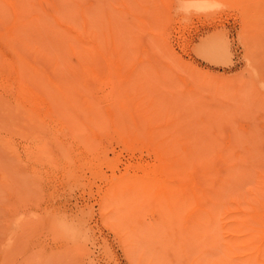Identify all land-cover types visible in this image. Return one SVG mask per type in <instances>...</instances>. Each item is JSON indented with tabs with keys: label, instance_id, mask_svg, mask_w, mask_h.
I'll return each mask as SVG.
<instances>
[{
	"label": "rangeland",
	"instance_id": "1",
	"mask_svg": "<svg viewBox=\"0 0 264 264\" xmlns=\"http://www.w3.org/2000/svg\"><path fill=\"white\" fill-rule=\"evenodd\" d=\"M11 1H15L23 13L26 12L24 16L28 17V19L26 18L25 22L30 24H25L33 26L27 28V30L30 28L28 35H30L31 39H35L36 42L37 38H41L42 45L46 44L43 46L47 49V53L49 51V57H52L54 52L57 55L61 48H58L59 51L56 53L54 51L55 48L53 50L56 42L52 40L58 38H55V35L57 31H60L58 30L59 28L56 30L54 28L56 25L51 23L52 20L43 15L40 16L43 18L41 24H44V27L46 24V28L51 25L53 26L50 27L52 29L48 30L45 28V30L43 27L42 29L39 21L36 22V26L33 25L35 23L33 16L42 13V11L39 12L38 1L28 0L27 3L25 0L23 4H20L22 0ZM64 1L68 3L67 0H57V4L61 15L65 19L68 17V20L78 21L79 18L82 19L84 14L87 17L86 12H90V15L94 16L95 22L99 21L98 24L101 27L103 26L102 30L99 25L92 23L94 20L91 21V26L93 24L99 29L98 31L101 34L99 41H102V45H108L109 41L112 43L110 34L108 39L107 33L110 31V25H113L114 28H111L115 29L113 32L117 46L115 48L118 54H113L114 58L108 55L111 54L110 52L114 48L113 44H110L109 48L111 50L109 53L106 52V58L112 57L109 58L111 59L109 61L110 64L103 59L101 60V58L98 59L101 62L97 60L95 64H93L95 61H91V57V62L87 61L96 66V71L99 69L103 71L101 72L102 79L100 78L103 83L100 81L93 82L92 80L88 83L83 78V73H80L81 69L78 68L80 70H77L79 77L75 74L77 78H74L76 81L81 78L84 79L83 81L82 79L80 80L83 82L80 89L82 90L86 87L87 91H91L88 92L90 94L89 97H86L87 92L82 90L85 96H79L81 99L77 100V98V101L73 98L75 95L72 94V104L74 106L71 104L72 100L70 99L71 94L69 91L75 88H72V84L65 83L73 75H70L71 73L68 71L71 76L68 77L69 75L63 70L64 66L60 67V62L59 65L52 62L56 68L59 67V70L57 69L56 71L57 76H59L58 72L63 75L62 78V75L58 77V80L61 78L63 82L64 79H67L64 82L66 85L63 84L66 88L63 87L61 79L59 80L62 87H59L60 95L58 96L61 99L63 94H70V96L66 95L68 99H66V96L65 99H70L69 102L73 107H71V110L73 109L72 115L68 109L69 107L67 108L68 105L65 103L64 96L62 97L64 101H60L66 104L63 107L68 109L69 113L65 111L66 109L64 110L65 112L62 111V108L57 104L56 106L59 108L56 106L55 108L60 109L62 112H56L49 105L50 101L47 103L41 99L47 97L50 100L49 95L44 96L46 93L45 89L41 90L42 93H40L41 86L39 87L37 84L34 87L30 83V77L25 76L24 79L20 78L19 80L16 76V78L13 75V77L9 76L5 72L6 69L1 71L0 68V264H186V262L192 264L189 260L191 258L198 260L197 257L200 260L195 263V260L192 259L194 260L193 264H199L200 261H203L200 264H205V256L215 260L212 257L217 255L226 260L221 262V264L226 262H229V264L255 262V259L253 260L254 257L248 255V253L253 254L255 251H236L237 253L230 254H227L226 251H216L213 242L218 237H221V234L219 235V221L216 219L219 231L217 233L215 226L209 225V223H212L209 222L210 219H203L204 225L197 220V217L194 220L192 218L191 221L189 220L188 216L190 214H198L196 211L198 210V204L197 206L195 205L199 201H195V205L194 202L192 203V206L196 207V210L194 209L195 213L182 214L180 211H183L182 206L186 205L184 203L185 198L189 199L188 197L193 193L192 199L195 200L194 198H196L198 200L197 198L199 195L201 196V191L199 195L196 193L203 186L199 184L204 183L202 179L208 177L205 174H209L211 170L213 172L210 174L215 175L217 173V177L211 175L214 178L212 182L217 185L215 186L213 183L217 190L213 186V189L210 188L212 190L209 187L207 188V182L204 185L207 189L205 188V192L202 190L205 193L202 196H204L205 200H208L206 204L208 202L211 204L210 206L208 205L209 210L213 209L214 213L215 208H217L216 211L217 213L219 212V207L213 205L217 201L226 207H230V203L227 202V205V200L222 199L225 191L223 192L220 187L222 181H220L219 177L226 173L228 174L223 164L224 162L228 165L234 164L235 168L232 172L235 175L233 179H230L231 173H229L230 176L226 174L229 181H227L228 178H225L223 182L230 189H227L228 192L226 191L225 199L229 197L237 198L238 203L232 206L233 210L237 211L240 208L243 212L253 216L259 214L258 221L253 216L248 218L247 226L254 228V230L256 229L255 232L258 233L251 246L252 250L260 244V235L263 234L262 230L264 229V208L261 204L264 199V0H86L88 3L85 0H75L76 2L74 3L77 8L71 6V1H69V5ZM83 5H85L84 8L86 7L85 11L89 5L94 6L90 7L91 10L88 9L89 11L83 13V8L82 12L81 9L79 10V6L81 8ZM101 9L106 15L100 11ZM80 13L81 15H78ZM107 14L112 16V18L108 17ZM24 16L21 14L19 20L16 21L15 17L17 19V16L0 1V32L4 33L3 29H5L6 33L8 30L5 25L9 29L11 26L8 24H11L12 20L18 22L22 27ZM97 17L99 20H96ZM106 19L108 23H106ZM14 21L12 25L16 24ZM111 21L112 24L110 23ZM24 25L23 29H25ZM96 28L92 30L94 31ZM17 29L20 30V28ZM17 29L15 31L18 32L19 30ZM38 30H41L42 32L40 33L42 34L35 36ZM100 30H104L103 32L106 34ZM22 33H18V37H22ZM59 34L62 35V31ZM3 35L0 34V37ZM6 36L11 37L12 40L15 36L17 37V35L12 37L9 34ZM34 36L35 38H33ZM9 37H7V40ZM18 37L17 40L20 39ZM15 39L14 41H17ZM68 39L72 40L69 37ZM7 40L4 42L3 39L1 42L4 43H0V61L3 59L1 63L11 64L12 62L11 66H13L5 65L7 72L11 71V69L12 71L18 70V67L15 69V65H13L17 59L13 60V58L18 57L14 55L16 52L19 53V56L24 54L28 60L30 59L32 66V62L36 61V63L33 62L36 69V66L41 61L43 63L47 62L48 65L51 64V61L38 57L39 54L35 56L38 58H31L30 55L35 53L34 49L27 48L23 44L24 49L21 46V51L12 52L11 49H18L22 42L20 41V45L18 41L16 43L13 42L16 47L8 49L9 46H4ZM106 41L108 42L106 43ZM38 44L36 43L35 46ZM77 45L79 46V43L75 44V46ZM48 46L50 50H48ZM83 47L80 44L79 49L77 48L78 52L82 56L85 54V57H93V53H95L92 51L93 49L90 48L91 52H89V50L84 51ZM86 48L84 49L86 50ZM30 51L34 52L31 53ZM50 51L53 52L51 53ZM2 55L5 56V59H10L11 61H6ZM56 55L54 57L59 56V54ZM67 58L69 57L67 56ZM67 58L63 59L67 60ZM120 60L121 63L118 62ZM102 61H104V64ZM43 63H41L42 67L40 64L39 70L42 69V72L46 70L44 76L47 74L49 80L47 76L44 77L37 70L40 72L41 77L45 78V84L47 85L52 79H55L49 85L50 87L52 83H55L54 86L57 85L56 77L53 75L55 70L53 72L51 70L48 71ZM93 65H90V67ZM107 65L110 68L112 66L114 69L115 75L110 77L111 83H108V73L112 69ZM53 68L51 69L53 70ZM61 71L67 75V78L64 77L65 75ZM3 73H6L7 76ZM27 78L30 80L29 85L34 88L37 87L39 91V93L36 92L37 97L31 96L32 86L29 89V86L26 85L29 90L26 89L24 83L26 81L28 83ZM71 80L72 82L69 83L76 84L73 79ZM41 81L35 80L34 85ZM17 83H19L18 86L20 85L23 88L22 90L17 86ZM60 84L58 83L56 87L58 88ZM77 84L76 86L79 88L80 83ZM127 85L129 88L131 85L132 89H127ZM67 86L71 87V89H67ZM43 87L46 88L45 86ZM34 88L33 92L35 93L37 90ZM57 88L53 89L54 91L52 92L54 94L58 92ZM77 88L76 90H78ZM50 89L48 92L50 91L51 93ZM61 90L63 92L62 95ZM53 95L50 94L52 105L55 104V102L53 104ZM127 95L128 97L131 96L130 104L124 99V97L127 98ZM39 96L41 97L39 98ZM90 96L93 97V100L95 98L94 105L96 104L97 106L92 107L94 105L90 104L89 107L91 106V108H89L86 107L87 104L82 103L88 99L92 103ZM120 96L121 98H119ZM35 98H37L36 101ZM26 99H28V102ZM55 99H58V97ZM37 101L40 103L39 106H37ZM74 101L76 104L79 102L78 108L75 107ZM62 102L59 105H62ZM25 103H28V105ZM124 103L128 106L126 107ZM82 104L85 106H82ZM43 106L48 108L46 109ZM51 107L53 110H50ZM42 108L45 110H42ZM54 113H57L58 116L54 115ZM61 113L62 115H60ZM89 113L91 114L89 115ZM67 119L69 120L67 121ZM43 141L45 143H42ZM173 141L176 142L174 148L176 152L174 153L173 151V153H177V155L173 156V154H170L168 157V152H172L173 149V146L170 147L174 143ZM43 145L44 150L41 148ZM84 145L86 148H84ZM213 147L217 152L216 155L219 156L218 158L217 156L216 158L215 156L213 157V154H211L214 153ZM163 151L167 152L164 153ZM203 151L207 157L204 156ZM184 152L187 158L191 156L192 158L193 156L197 158V153H201L204 156L202 157L199 154L198 157L201 156L202 159L201 157L197 158V164L192 162L196 166L198 161L203 160L201 161L202 165L201 162L199 163L201 165L198 167L199 169L191 164L192 168L194 167L193 173L190 174L191 172H189L188 174L189 169L186 166L185 169H188V175L186 177L181 175V177H185V180L182 181V186L187 178L191 180V189L192 186L194 187L193 189H195L196 185L200 186L199 188L197 186V191L193 190V192L189 187L185 186L188 183L186 181L184 184L185 188H189L190 191L187 189L188 192H193L188 195L185 194L187 197L183 195L186 189L183 187V190H180L181 188H179L181 187L180 180H175L173 177L176 169L172 170L174 174L171 173L172 167H179V157H182L181 154ZM187 154L190 155L188 156ZM172 156L177 159V167L171 165V161L176 162L174 158L171 160ZM209 156L213 157L211 159L214 160L215 158L217 160L214 162L215 165L214 163L212 164L214 170L211 169L209 173H206L208 168L203 170L207 167L206 165L208 164V167L212 166ZM223 158H225L224 161H221ZM204 161H207L206 164H204ZM227 161L233 163L229 164ZM183 162L180 164H183ZM169 165H171L170 169ZM202 167L203 169L200 170ZM168 170H170V174H168ZM220 170L226 172L221 176L222 172ZM185 172L183 173L185 174ZM175 177L177 178L178 176ZM181 177L179 176L178 179L182 180ZM215 178L219 181H216ZM204 179L209 181L207 178ZM212 182H210V185H212ZM172 183L175 185L173 186ZM228 183L232 184V186H229ZM188 184L190 185V181ZM168 185L170 187L172 185L182 191L181 193L173 187L170 188V191L174 189L172 192L178 191L180 193L177 192L176 196L179 197L182 194L183 196L181 195L180 197H184V200L180 198L182 201H178L179 198L177 199L174 196L175 194L172 193V198L167 203L168 199L166 200L165 198L171 193L166 191L168 190ZM153 187H156V190ZM165 188L166 190L164 191ZM219 188H221L220 191ZM208 189L213 195L215 193L216 197L214 196V198L216 200H213L212 196L208 194ZM166 192L169 193L165 196ZM219 192L220 195L218 194ZM227 193H229V196ZM202 196L199 200H202ZM221 199L225 201H223L225 204L222 203ZM228 200L230 201L231 199ZM177 202L179 206L181 202L184 204L181 208H178V210L180 209L179 214L176 212L178 211L176 208L178 206ZM200 202L202 204L203 200ZM219 203L218 205L222 207ZM190 205H187V207ZM202 205L198 207H202ZM205 207L204 202L201 209H207ZM183 208L185 211V207ZM201 209L199 208V214L202 212ZM190 210L191 208L187 211L190 212ZM194 210L192 209L191 211ZM174 212L177 213L175 218L170 217V214L173 216ZM180 213L182 216L185 214L184 216L188 217L189 223L194 226L195 223L193 221H197L199 223H196L197 227L202 228L201 234L205 231L208 236L212 230V233L215 234V239L210 237L202 241L203 238L200 237L202 239L199 242L204 244L212 241L214 247L210 246V249L215 251L208 249L209 247H206L208 251H197L196 245H199V243L197 241L194 242L192 234L191 237L188 233L190 231L199 232V230L198 228L195 229L193 225H189L188 222V225L185 224V226L183 221L187 220H184V218L181 221L180 217H178L179 219L177 220L176 215L180 216ZM203 213L207 212L203 211ZM196 216H198V219L201 218L199 215ZM238 218L240 220L241 216H238ZM173 219L182 223L171 222ZM172 223L175 225L177 223L178 225L175 227ZM168 225L175 229L173 228V230ZM180 225L181 227L183 226L182 228L188 227L187 232L190 227V231L187 233L186 229L181 227L180 229L178 227ZM167 228L170 231L167 232ZM206 228H212L210 234ZM184 231L190 236L188 238L192 239V245L190 244L191 241H187V234ZM187 242L189 247L185 246ZM205 246H207V243ZM205 246L202 247L205 248ZM186 247L189 249L185 252ZM187 253L191 255H187L188 261ZM257 256L261 257V255ZM259 257L256 259L259 260ZM206 261L211 263L210 259L209 261L206 259Z\"/></svg>",
	"mask_w": 264,
	"mask_h": 264
},
{
	"label": "bare ground",
	"instance_id": "2",
	"mask_svg": "<svg viewBox=\"0 0 264 264\" xmlns=\"http://www.w3.org/2000/svg\"><path fill=\"white\" fill-rule=\"evenodd\" d=\"M0 1H2L6 6H8V8H10V9L12 10V13H14V15L17 16V19H16V17H15V20H16V21L19 20V17H20L21 14H22V16L26 15V12L23 13V12L21 11V8L18 6V4H17L15 1H14L15 3H14L13 1H11V0H0ZM24 1H25V0H22V3H20V4L25 3ZM26 1H27V3H28V0H26ZM37 1H38V5H39L38 8H39V10H40L39 12L42 11V13H39V12H38L40 15H39V14H37V15H39V16H37L36 14H35V16H33V17L35 18V19H34V20H35V23H33V25L36 26V22L39 21V22H40V23L38 22L39 25H42V26H40V27H41V28L43 27L44 29L46 28V24H45V27H44V24H41V22L43 21V18L40 17V16H42V15L48 17L49 19H51V20L53 21V22H52V21L50 20L52 24L54 23V24L56 25L54 28H55L56 30H57V28H59L58 30H60V31H57V32H56V35H55V38H57V37H58V38H57L56 40H52L53 42H56V43H55V47L53 46V50H54V48H55L54 51H56V53H57V51H59L58 48H59V49H60V48L63 49L64 51L60 49V52H58L59 56H61V55H62V56L59 57V56H57L58 54L56 55V54H54L55 52L52 53L53 51H52V52L50 51V52L53 54V56H52V57L50 56V57H51V58H50L49 55H48V54H49V51H48V53H47V49L44 47L46 44H45V45L43 44L44 46L42 45L43 42H41V41H42L41 38H37L38 40H37L36 42H35V39H33V40L31 39L30 35H28V34L30 33V32H28V31H30V28H29L28 30H27V28H28V27H33V26H30V25L28 26V25L25 24V23L30 24V23H28V22H25V21H26L25 19H26V18L28 19V17H25V16L23 17V20H24V21L22 22V23H24L25 25L22 24V27H21V25L18 24V22H15L14 20H12V22L14 21V23H16V24L12 25V22H11V24H8V25L11 26V27H9V29H8V26L5 25V26H6L5 28L8 30V31L6 30V31H7L6 33L9 34L10 36H12V34L14 33L13 36L17 35V37H18L19 34L22 33V30H23V33H22L23 36H22V37H18V38H20L19 40H17V37H16V36H15L16 39L14 38L15 40H17V41L19 42V43H18L19 45H20V41L22 42L21 45H20L19 47L17 46L18 49H17V48H13V47H16L15 44H13V42L16 43L17 41H14V39L12 40L11 37L6 36L7 34L5 33V29H3V32H4L5 34H4V33H1L2 31L0 32V34H1V35L4 34L6 39L4 38V35H3V36L0 37V40H1V38H2L1 41H3V39H4V42H6L7 37H9L8 40H7V43H6V44H9V45L4 44V46H6V47L9 46L8 49H11L10 47H12V48H13V49H11L12 52H13V51L16 52V51H18V50L21 51L22 49H20V47H21L22 44H23V46H25V47H27V48H30V49L33 48V49H34V51H35L36 54L33 53L34 51H30L31 53H33V55H32L30 52H28L29 54L32 55V56L30 55L31 58H33V57H34V58L42 57V59H44V60H49V61H51V64H49V65H48L47 62H46V63H43V62L41 61V62L39 63V65L36 66V67H37V69L39 70V68H40V67H39L40 64L43 63L44 66L46 65L48 71L51 70V71L53 72V71L55 70V71L53 72V75H54V77H56V80H57V81H56V84H57V85H58V83L60 84V81H59V80L63 77V75H62L60 72H58V73H59V76H57L58 74H57L56 71H57V69L59 70V67L57 66L58 68H56V67L54 66L55 64L53 65L52 62H54V63H56V64L58 63L57 65H59V64L61 63V64H60V65H61L60 67L64 66V67H63V70L66 71V74L69 75V73H71L70 75H73V77H71L70 75H69L68 77H71V79H73V80L75 81L76 84H77V83H80V84H79V88H77L78 86H76V84H74V85H75V86H74L73 83H69V82H72L71 79H69L68 81H67V79H64L63 82H62V79H61V83H62V85H63V84H64V85H66V84H72V85H71L72 88H75L74 90L72 89V91H71V90H70L71 87L67 86V89L70 88L69 90H70L71 92L69 91V93L71 94V96H70V94H67V93H66V94H63V92H62V90H61V95L63 94L62 97L64 96V97H63L64 99H65V96H66V95L70 96V99L72 100L71 104L73 103V98H74L75 100H76L77 98H78L77 100L81 99L80 97H81L82 95H84V92H83L82 90H85V92H87V94H88V95L86 94V97H87V96L89 97L90 94H89L88 92L91 91V90H88V91H87V90L85 89L86 87L83 88V89L81 90L80 88H81V84H82L83 82H81L80 80L82 79V81H83V80L85 79V80H87L88 83H89V81H91V80H92L93 82H94V81H100V78L102 79V77H101V75H102L101 72H103V71H100V69L96 71V66L93 65V64L97 63L96 61H97L98 59H100V58H101V60L103 59V60H105V62L107 61V63H109V61H111V59H109V58H112V57L114 58L115 56H113V54H114V55L118 54L117 49H116L117 46H116V43H115V42H116V39H115V35H114V32H113L115 29H113V28H114L113 25H110L111 27H113V28L110 27V31H109L110 33H109L108 30H107V32H108V33H107V34H108V39H109V34H110V37H111L110 40H112V43H110L111 41L108 40V41H109V43H108L109 46L106 45V44H105V45H106V46H105V45H102V43H101L102 41H101V42L99 41V38L101 37V36H100L101 34H100V32L98 31L99 29H97L96 26H93V24H94V25L97 24V25H99V26L101 27V25L98 24L99 21H98V22H95L94 16L92 17V16L90 15V12H89V13L86 12V11L91 10L92 6H94V5H91V6L89 5V7H87V10H86V11H85V8H86V7L84 8L85 5H83V7L81 6V8H80V6H79V10L81 9V12H82V8H83V13L86 12L87 17H85L86 15L84 14L83 17H82V19H81V18H79V19L77 18L78 21H74V20L71 21V20H68V17H67V19H65V18L61 15V13H60V8H59V6H58V4H57V0H37ZM67 1H68V3H69V1H71V2H72L71 6H74L75 8H77V7H76V4L74 3V2H76L75 0H67ZM80 1H81V0H80ZM80 1H79V2H80ZM85 1H86V0H85ZM104 1H105V0H104ZM64 2H65V1H64ZM79 2H77V3L79 4ZM86 2H87V1H86ZM65 3H67V2H65ZM68 3H67V4H68ZM73 3H74V4H73ZM87 3H88V2H87ZM30 4H31V2H30ZM69 4H70V3H69ZM69 4H68V5H69ZM80 4H83V3H80ZM100 4H101V3H100ZM20 6H23V5H20ZM32 6H33V4H32ZM77 6H78V5H77ZM103 6H104V5H103ZM90 7H91V8H90ZM95 7H96V6H95ZM95 7H94V9H95ZM104 7H105V6H104ZM101 8H102V7H101ZM88 9H89V10H88ZM99 9H100V7H99ZM103 9H104V8H103ZM105 9H106V8H105ZM33 10H34V9H33ZM68 10H70V9H68ZM8 11H9V10H8ZM100 11H102V12L105 14V12H104L102 9H101ZM100 11H99V12H100ZM77 12H78V11H77ZM77 12H76V13H77ZM102 12H101V13H102ZM83 13H82V14H83ZM18 14H20V15H18ZM110 14H111V13H110ZM27 15H28V14H27ZM78 15H81V13L78 14ZM78 15H77V17H78ZM105 15H106V14H105ZM74 16H75V15H74ZM89 16H91V17H89ZM102 16H103V15H102ZM107 16H108V14H107ZM107 16H106V17H107ZM79 17H80V16H79ZM99 17H100V16H99ZM103 17H104V16H103ZM108 17H111V18H112V16H110V15H109ZM13 18H14V16H13ZM30 18H31V17H30ZM69 18L71 19V17H69ZM90 18H91V20L89 21ZM92 18H93V19H92ZM104 18H105V17H104ZM49 19H47V20H49ZM97 19L99 20L98 17L96 18V20H97ZM31 20H32V19H31ZM80 20H81V21H80ZM92 20H94V21H92ZM110 20H111V19H110ZM79 21H80V23H78ZM91 21H92V23H93L92 26H91ZM32 22H33V21H32ZM94 22H95V23H94ZM100 22H101V21H100ZM1 23H2V22H1ZM44 23H45V21H44ZM102 23H103V21H102ZM106 23H108V22H107V19H106ZM110 23L112 24V21H111ZM17 24H18V25H17ZM54 24H53V25H54ZM79 24H80V25H79ZM113 24H114V23H113ZM23 25H24L25 29H23ZM102 25H104V24H102ZM19 26H20V27H19ZM16 27H17V28H20V30L17 29ZM50 27H53V26L50 25V26H49L48 28H46V29L51 30L52 28H50ZM91 27H92V28H91ZM102 27H103V26H102ZM102 27H101V30H102ZM21 28H22V29H21ZM41 28H40V29H41ZM43 28H42V29H43ZM93 28H96V29L93 31V30H92ZM98 28H99V27H98ZM16 29L19 30V31H18V32L15 31ZM42 29H41V30H42ZM46 29H45V30H46ZM61 29H62V30H61ZM25 30H26V31H25ZM41 30H40V31L38 30L39 33H37V32H38V31H37L36 34H35V36H37V35L40 36V35L42 34V33H40V32L44 31V30H42V31H41ZM96 30H97V31H96ZM101 30H100V31H101ZM24 31H25V32H24ZM61 31H62V35H60L61 33L59 34V32H61ZM95 31H96V32H95ZM103 31H104V30H103ZM103 31H101V32H103ZM16 32H17V33H16ZM26 32H27V33H26ZM98 32H99V33H98ZM18 33H19V34H18ZM24 33H25V35H24ZM103 33H104V32H103ZM39 34H40V35H39ZM57 34H59V35H57ZM64 34H65V35H64ZM104 34H106V33H104ZM104 34H103V35H104ZM27 35H28V37H27ZM98 35H99V36H98ZM103 35H102V36H103ZM13 36H12V37H13ZM35 36H34L33 38H35ZM59 36H60V37H59ZM64 36H65V37H64ZM106 36H107V35H106ZM68 37H69L70 39L72 38L73 41H72V40L70 41V40L68 39ZM62 38H63V39H62ZM64 38H66V39H64ZM21 39H22V40H21ZM67 39H68V41H66ZM100 39H101V38H100ZM1 41H0V43H4V42H1ZM32 41H33V42H32ZM75 41H76V42H75ZM108 41H106V43H107ZM34 42H35V43H34ZM39 42H41V43H39ZM73 42H74L75 44L79 43V46H80V44L83 45V46H84V47H83V50H84V51L89 50V52H91V51H90V48L93 49L92 51L95 52V53H93V57H92V56L85 57V54H84V56H82V54H81L80 52H78V49H79L78 47H79V46H78V45L75 46V44H74ZM103 42H104V41H103ZM36 43H37V44L39 43L38 45L41 44V46L43 47V49H42L41 46H39V47H38V45L35 46ZM110 44H113V47H114V48L112 47L113 50H112L111 52H110L111 48H109V47H110ZM31 45H32V47H31ZM23 46H22L21 48H23ZM103 46H105V47H103ZM115 46H116V48H115ZM85 47H87L86 50L84 49ZM49 48H50V47L48 46V50H50ZM77 48H78V49H77ZM108 48H109V49H108ZM14 49H16V50H14ZM23 49H24V48H23ZM42 50H43V51L46 50V51H44V52H46V53H44ZM108 50H109V51H108ZM28 51H29V50H28ZM61 51H62V52H61ZM119 51H120V50H119ZM106 52H108V53L110 52L111 54H108V55H111L112 57L110 56V57H107V58H106ZM16 53H17V52H16ZM16 53H14V55H16V56H18V57H14V58H13V60L17 58V59H16V63L13 64V65H15V69H17L16 67H18V70H16V71L13 70V71H12V69H11V71H8V72H7V67H6L5 65H8L9 63H8V64L1 63L2 60H3V59H2V60L0 61V68H1V71H2L3 69H6V71H5V70H4V71H5L6 73H8L9 76H12V75H13L14 77L16 76L19 80H20V78H23V79H24L25 76H26V77H30V80H31L32 82L29 80V78H27V79H28V83H27V81H26L27 84L23 82V83L25 84V86L28 85V86H29V89L31 88L32 85H29V81H30V83L33 84L34 87L37 86V84H38L39 87L41 86L40 93H42V91L45 89V92H46V93L43 92V93H45L44 96H48V95H49V99H50V100H48L47 97H43V98H41L42 100H45L47 103H48V101H50L49 105H51V106L53 107V109L56 110V112H59V113L62 112V111H64V110L66 109V108L63 107V106H66V104H67V105H68L67 108L69 107L68 109H69L70 114H71V112H72V110H73V109L71 110V107L74 106V105L72 104V106H71V104H70V102H69L70 99H69V100H66V99H68V96H66V99H65V103H66V104H64L62 101H60V100H63V101H64V99H62L61 96H60V97H61V99H60L59 96H58V95H60L59 87H62V85L60 84L61 86L59 85L58 88H57V87H56L57 85L54 86L55 83H52V84H51V87H50V85H49L50 82H52V81L55 80V79H54V80L52 79L50 82L48 81L49 84L46 82L47 85L49 86V87H48V86L45 84V81H46L45 78H42V77L44 76V72L46 73V70H43L44 72H42V69L39 70V71L42 73V75H43V76L41 77L40 72H39V71L35 68V66H34V63H36V61H35V62L33 61L34 63L32 62V64H33V66H32V65H31V60H30V59L28 60L27 57L24 56V54H22L23 56H22V55L19 56V55H18L19 53H17V54H16ZM51 53H50V54H51ZM60 53H61V54H60ZM63 53H65L64 55H66V56H64ZM68 53H69V54H68ZM0 54H1V53H0ZM38 54H39V55H38ZM52 54H51V55H52ZM95 54H96V55H95ZM37 55H38V57H35V56H37ZM55 55H56L57 57H54ZM0 56H1V55H0ZM2 56H3V55H2ZM21 56H22V57H21ZM63 56H64V57H63ZM67 56H68L69 58H67ZM94 56H95V57H94ZM4 57H5V56H3V58H4ZM23 57H25L26 59L23 58ZM28 57H29V56H28ZM30 57H29V58H30ZM62 57H63V58H67V60H66V59H63ZM90 57H91V61H95V62H93V64H90V62H91V61H90ZM1 58H2V57H1ZM56 58H57V59H56ZM4 59H5V58H4ZM52 59H53V60L55 59V60L53 61ZM61 59L64 60V61H62ZM87 59H88V60H87ZM5 60L7 61V60H10V59H5ZM13 60H12V61H13ZM27 60H28V61H27ZM58 60H59V61H58ZM60 60H61V61H60ZM85 60H86V61H85ZM10 61H11V60H10ZM70 61H71V63H70ZM87 61H90V62H87ZM98 61H100V60H98ZM115 61H116V59H115ZM13 62H14V61H13ZM38 62H39V61H38ZM59 62H60V63H59ZM62 62H63V64H62ZM82 62H83V63H82ZM85 62H86V63H85ZM100 62H101V61H100ZM103 62H104V61H102V63H103ZM116 62H117V61H116ZM118 62L121 63V60L118 61ZM68 63H69V64H68ZM87 63H88V65H86ZM112 63H113V62H112ZM103 64H104V63H103ZM105 64H106V63H105ZM109 64H110V63H109ZM122 64H124V63H122ZM9 65L11 66V65H12V62H11V64H9ZM47 65H48V66H47ZM50 65H51V67H50ZM90 65H93V66L90 67ZM113 65H114V64H113ZM42 66H43V65L41 64V67H42ZM52 66H53L54 68H53ZM107 66H109V65H107ZM11 67H13V66H11ZM46 67H45V69H46ZM67 67H68L69 70L67 69ZM92 67H93L94 69H93ZM48 68H49V69H48ZM51 68H53V70H52ZM55 68H56V69H55ZM78 68L81 69V71L78 70ZM101 68H102V67H101ZM109 68H110V66H109ZM110 69H112V70L110 71ZM110 69H109L110 72L108 71V72H109V73H108V76H109V77H108V78H109V82H108V80H107V78H106L107 76L105 77V78H106L105 80H107L108 83H111V81H110V80H111L110 77H113V75H115V74H114V69L112 68V66H111ZM115 69H116V68H115ZM120 69H122V68H120ZM123 69H124V67H123ZM63 70H62V71H63ZM75 70H76V71H77V70L80 71V73L82 72L83 75H84V77H83L84 79L81 78L80 80H77V81H76L75 78L79 77V76H78L79 73H78V71L76 72ZM102 70H103V69H102ZM1 71H0V72H1ZM51 71H50V72H51ZM62 71H61V72H62ZM65 71H64V72H65ZM68 71H69V73H68ZM99 71H100V72H99ZM104 71H105V70H104ZM106 71H107V70H106ZM121 71H122V70H121ZM52 72H51V73H52ZM116 72H117V71H116ZM116 72H115V73H116ZM119 72H120V71H119ZM6 73H3V74L7 76ZM62 73H63V72H62ZM106 73H107V72H106ZM63 74H64V73H63ZM75 74H76L77 77L75 76ZM120 74H122V73H120ZM120 74H118V75H120ZM28 75H29V76H28ZM30 75H31V76H30ZM61 75H62V76H61ZM64 75H65V74H64ZM67 75H65L64 77L67 78ZM6 76H5V77H6ZM13 76H12V77H13ZM32 76H33V78H34V77H36V78H34V80H32V79H33V78H31ZM46 76L48 77V80H49V76H48L47 74H45L44 77H46ZM60 76H61V78L58 80V77H60ZM81 76H82V75H81ZM3 77H4V76H3ZM16 77H15V78H16ZM74 77H75V78H74ZM103 77H104V75H103ZM114 77H116V76H114ZM121 77H122V76H121ZM123 77H124V76H123ZM6 78H7V77H6ZM40 78H41V79H40ZM9 79H10V78H9ZM42 79H44V80L41 81ZM35 80H36V81H37V80H40L41 82H40V83L37 82V83H35L36 85H34V81H35ZM3 81H4V80H3ZM5 81H6V80H5ZM22 81H23V80H22ZM58 81H59V82H58ZM65 81H67L68 83L65 82ZM78 81H79V82H78ZM6 82H7V81H6ZM15 82H16V81H15ZM19 82H20V81H19ZM42 82H43V83H42ZM64 82H65L66 84H65ZM100 82L103 83L102 80H101ZM12 83H13V82H12ZM12 83H11V85H12ZM23 83H22V84H23ZM90 83H91V82H90ZM108 83H107V84H108ZM0 84H1V83H0ZM18 84H19V83H17V86H18ZM24 84H23V86H24ZM42 84H43V85H42ZM9 85H10V84H9ZM15 85H16V84H15ZM64 85H63V87H64ZM77 85H78V84H77ZM100 85H101V84H100ZM105 85H106V84H105ZM12 86H13V85H12ZM33 86H32V87H33ZM43 86H45L46 88H44ZM53 86H54V88H53ZM84 86H85V84H84ZM87 86H88V85H87ZM90 86H91V84H90ZM111 86H112V85H111ZM127 86H128V85H127ZM18 87H20V85H19ZM34 87H33V88H34ZM98 87H99V86H98ZM98 87H97V88H98ZM104 87H105V86H104ZM114 87H115V86H114ZM20 88H21V87H20ZM33 88H31V89H32V90H31V91H32V94L34 93V92H33V91H34ZM50 88H51V89H50ZM56 88H57V91L59 90V91H58L59 94H57L58 92H56V93H55L56 95H55L54 92H52V91H54L53 89H56ZM64 88H66V87H64ZM76 88H77L78 90H80V91L76 90ZM92 88H94V87H92ZM111 88H112V87H111ZM22 89H23V88H21V90H22ZM26 89H28L27 86H26ZM29 89H28V90H29ZM34 89L37 90V87L34 88ZM49 89L51 90V93H50V91L48 92ZM124 89H125V88H124ZM127 89H132V88H131V85H130V88H129V86H128ZM127 89H125L126 92H128ZM41 90H42V91H41ZM75 90L78 91V92H77L78 94L76 93ZM122 90H123V89H122ZM125 90H124V91H125ZM31 91H30V92H31ZM55 91H56V90H55ZM74 91H75V92H74ZM25 92H26V91H25ZM25 92H24V93H25ZM30 92H28V93H30ZM36 92L39 93V91L37 90V91H35V93H34L33 95L31 94V96H32V97H37V96H36ZM72 92H73V93H72ZM116 92H117V91H116ZM22 93H23V92H22ZM49 93H50L51 95L54 94V95H53L54 97H52V99H54V100H53V104H54V102H55L54 105H52V103H51V98H50L51 96H50ZM64 93H65V92H64ZM75 93H76L78 96H77ZM79 93H80L81 95H80ZM46 94H47V95H46ZM72 94L75 95V96L73 97ZM34 95H35V96H34ZM133 95H134V94H133ZM56 96L58 97V99H55V98H57ZM79 96H80V97H79ZM84 96H85V95H84ZM114 96H115V95H114ZM117 96H118V94H117ZM124 96H125V95H124ZM29 97H30V96H29ZM40 97H41V96H39V98H40ZM72 97H73V98H72ZM130 97H131V96L128 97V95H127V98H128V99L124 97V99L127 100L128 104H130L129 102L131 101V100H130V99H131ZM27 98H28V97H27ZM44 98H45V99H44ZM91 98H92V103H91V101H90L89 99H88V100H85L84 102H82V101H81V102L84 103V104H87L88 106L86 105V107H89L90 104H91V105H94V103H95V102H94L95 98H94V100H93V97L90 96V99H91ZM119 98H121V96H120ZM132 98H133V96H132ZM28 99H29V98H28ZM28 99H26L27 102H28ZM36 99H37V98H35V101H36ZM46 99H47V100H46ZM86 99H87V98H86ZM133 99H134V98H133ZM56 100H57V101L59 100V102H57ZM77 100H76V101H77ZM118 100H119V99H118ZM129 100H130V101H129ZM66 101H68L69 103L66 102ZM88 101H89V102H88ZM113 101H114V100H113ZM133 101H134V100H133ZM133 101H132V102H133ZM24 102H25V101H24ZM46 102H44V103H46ZM61 102H62V105H61V104L59 105V103H61ZM74 102H75V101H74ZM35 103H36V102H35ZM37 103H38L37 106H39L40 103H39L38 101H37ZM47 103H46V104H47ZM78 103H79V102H77V104H76V102H75V104H76L75 107H76V108H78V107H77V106H78ZM121 103H122V102H121ZM25 104L28 105V103H25ZM41 104H42V103H41ZM46 104H45V106H46ZM56 104L62 108V111H61L60 109L55 108ZM84 104H82V106H83ZM29 105H30V104H29ZM95 105H96V104H95ZM95 105L92 106V107H95ZM121 105H122V104H121ZM124 105L126 106V103H124ZM138 105H139V104H138ZM40 106L42 107V105H40ZM47 106H48V105H47ZM58 106H56V107H58ZM84 106H85V105H84ZM96 106H97V105H96ZM127 106H128V105H127ZM127 106H126V107H127ZM30 107H31V106H30ZM43 107H44V106H43ZM49 107H50V106H49ZM52 107H51L50 110H53ZM132 107H133V106H132ZM44 108H46V107H44ZM47 108H48V107H47ZM47 108H46V109H47ZM58 108H59V107H58ZM63 108H64V109H63ZM72 108H73V107H72ZM89 108H91V106H90ZM123 108H124V107H123ZM130 108H131V107H130ZM130 108H129V109H130ZM133 108H134V107H133ZM133 108H132V109H133ZM68 109H66L65 111L68 112ZM79 109H80V107H79ZM92 109H93V108H92ZM97 109H99V108H97ZM107 109H108V107H107ZM129 109H127V110H129ZM42 110H45V109L42 108ZM57 110H59V111H57ZM85 110H86V109H85ZM90 110H91V109H90ZM94 110H95V111H98V110H96V109H94ZM99 110H100V109H99ZM113 110H114V109H113ZM127 110H126V111H127ZM65 111H64V112H65ZM76 111H77V110H76ZM79 111H81V110H79ZM100 111H101V110H100ZM117 111H118V110H117ZM51 112H53V111H51ZM64 112H63V113H64ZM123 112H125V111H123ZM68 113H69V112H68ZM79 113H80V112H79ZM87 113H88V112H87ZM96 113H97V112H96ZM125 113H127V112H125ZM51 114H52V113H51ZM51 114H50V115H51ZM55 114H56V116H58L57 113H54V115H55ZM66 114H67V113H66ZM90 114H91V113H89V115H90ZM52 115H53V114H52ZM52 115H51V116H52ZM60 115H62V113H61ZM63 115H64V114H63ZM71 115H72V114H71ZM71 115H70V116H71ZM101 115H102V114H101ZM101 115H99V116L101 117ZM115 115H116V114H115ZM46 116H47V115H46ZM51 116H50V117H51ZM67 116H68V114H67ZM67 116H66V117H67ZM77 116H78V115H77ZM117 116H119V115L117 114ZM117 116H116V117H117ZM53 117H54V116H53ZM53 117H52V118H53ZM61 117H62V116H61ZM78 117H79V116H78ZM86 117H87V116H86ZM48 118H49V117H48ZM58 118H59V117H58ZM97 118H99V117H97ZM69 119H70V118H69ZM69 119H67V121H68ZM77 119H78V118H77ZM81 119H82V118H81ZM83 119H84V118H83ZM92 119H93V117H92ZM57 120H58V119H57ZM61 120H62V118H61ZM65 120H66V119H65ZM72 120H73V118H72ZM78 120H79V119H78ZM93 120H94V119H93ZM119 120H120V119H119ZM89 121H90V120H89ZM117 121H118V120H117ZM120 121H121V120H120ZM71 122H72V121H71ZM76 122H77V121H76ZM78 122H79V121H78ZM112 122H113V121H112ZM123 122H124V121H123ZM123 122H122V123H123ZM89 123H90V122H89ZM94 123H95V122H94ZM94 123H92V124H94ZM97 123H98V122H97ZM119 123H120V122H119ZM63 124H64V123H63ZM76 124H77V123H76ZM90 124H91V123H90ZM90 124H89V125H90ZM124 124H125V123H124ZM79 125H80V123H79ZM95 125H98V124H95ZM70 126H71V124H70ZM91 126H92V125H91ZM91 126H90V127H91ZM116 126H117V125H116ZM119 126H120V125H119ZM92 127H93V126H92ZM125 127H126V126H125ZM129 127H130V126H129ZM75 128H76V127H75ZM93 129H94V127H93ZM96 129L99 130L98 128H96ZM71 130H72V129H71ZM78 130H79V129H78ZM75 131H76V130H75ZM80 131H81V130H80ZM80 131H79V132H80ZM84 131H85V130H84ZM99 131H101V130H99ZM79 132H78V133H79ZM82 132H83V130H82ZM82 132H81V133H82ZM97 132H98V131H97ZM73 133H74V131H73ZM81 133H80V134H81ZM101 133H102V132H101ZM101 133H100V134H101ZM142 134H143V133H142ZM75 136H76V134H75ZM44 138H45V137H44ZM72 138H73V137H72ZM78 138H79V137H78ZM44 140H45V139H44ZM73 140H74V139H73ZM75 140H76V139H75ZM173 142H174V141H173ZM42 143H45V142L43 141ZM174 143H175V144H174ZM174 143H173L174 145H173V144H172V145L169 144L170 147L173 146V149H172V152H168V157L170 156V154H173V156H176V155H177V153L174 154V153L176 152V151L174 150L175 145H176V142H174ZM41 146H42V145H41ZM84 146H85V145H84ZM88 147H89V146H88ZM88 147H87V149H89ZM96 147H97V146H96ZM170 147H169V149L171 150ZM211 147H212V146H211ZM41 148L43 149V148H44V145H43V147H41ZM49 148H50V147H49ZM49 148H47V149H49ZM84 148H86V146H85ZM43 150H44V149H43ZM89 150H90V149H89ZM162 150H163V149H162ZM165 150H166V149H165ZM213 150H214V153H215V154H214V153H211V154H213V157L215 156V158H216V156H217V155H216L217 152L215 151L214 147H213ZM45 151L47 152L46 148H45ZM45 151H44V152H45ZM49 151H50V150H49ZM49 151H48V153H49ZM90 151H91V150H90ZM173 151H174V153H173ZM40 152H41V151H40ZM93 152H94V151H93ZM163 152H164V151H163ZM163 152H162V153H163ZM165 152H167V151H165ZM165 152H164V153H165ZM198 152H199V151H198ZM206 152H207V150H206ZM51 153H52V152H51ZM199 154H201V153H197V158H198V159L201 157V156L198 157ZM203 154H205L204 156L207 157V156H206V153H204V151H203ZM211 154L209 153V155H211ZM43 155H44V154H43ZM49 155H50V153H49ZM52 155H53V154H52ZM187 155L189 156L190 154H187ZM201 155H202V154H201ZM218 155H219V154H218ZM53 156H54V155H53ZM173 156H172V159H171V160H173V158H174V160H176V162H172V161H171V165H172V166L175 165L176 167L179 165V167H177L178 169L175 168V167H172V168H174V169L171 168V171L176 169L177 172H176V170H175V174H174V171H172L171 173L174 174L175 176H178L177 178H176L175 176H173V177L175 178V180H178V181L180 180V181H179V182L181 183V185H180L181 187H179V188H181L180 190H183V187H184V189H186L185 192L187 191V189H188V191H190L189 188L191 189L190 186L192 185V184H191V180L188 179V178H187V180H186L188 183H189V181H190V185H189L188 183H186V181H185V183L187 184V185H185V186H186V187H189V188H185V186H184L185 183H183V186H182V181L185 180V177L189 174V172H191L190 174L193 173L192 170H194V167L197 166V168H198V167H200V166L202 165V162H201V161H203V160H201V159H202V157H204V156L202 155V157H201V159H200L201 161H198V165H199V166H198V165L194 166L195 163H192V162H196V164H197V160H198V159H197L195 156H193V158H192V156H191L190 158H189V157L187 158V157L185 156V152H184L183 154H181L182 157H179V159H180L179 164L177 163V159H176V157H173ZM183 156H185V157H183ZM42 157H43V156H42ZM44 157H45V156H44ZM46 157H48V156H46ZM209 157H210V156H209ZM211 157H212V156H211ZM211 157H210V160H211V165H212L217 159L215 160V158H214V160H213V159H211ZM213 157H212V158H213ZM218 157H219V156H217V158H218ZM220 157H221V155H220ZM181 158H182V159H181ZM195 158H196V159H195ZM221 158H222V157H221ZM188 159L191 161V163H190V161H189ZM194 159H195V161H194ZM203 159H204V158H203ZM224 159H225V158H223V160H221V161H224ZM169 160H170V159H169ZM192 160H193V161H192ZM205 160H206V158H205ZM212 160H213V161H212ZM183 161H184V162H183ZM187 161H188V165H187ZM228 161L230 162V160H228ZM228 161H227V162H228ZM182 162H183V164H184L185 166H184L183 164H180V163H182ZM200 162H201V165L199 164ZM206 162H207V161H206ZM206 162L204 161V164H206ZM229 162H228V163H229ZM164 163H165V162H164ZM172 163H173V164H172ZM176 163H177L178 165H177ZM189 163H190V166H189ZM231 163H233V162H231ZM231 163H229V164H231ZM191 164H193V166H194L193 168H192V165H191ZM223 164L225 165L226 168H225V167H224V168L226 169V171L228 172V174L231 173V177H232V178L230 177V179H233V177H234V175H235V174L232 172V171H234L233 169L235 168L234 164H233V165H232V164H231V165H228V164L225 163V162H224ZM46 165H47V164H46ZM171 165H169V169H170ZM180 165H181V167H180ZM182 165H183V166H182ZM214 165H215V163H214ZM48 166H49V165H48ZM186 166H187V167H186ZM206 166H207V167H206ZM206 166H205L206 168L203 169V167H202V168H200V170H201V169H203V170L206 169V170H207V168H208V170H207L206 173H209V171H210L211 169L214 170V168H212V167H214L213 165H212L211 167H208V164H207ZM162 167H163V166H162ZM185 167L188 168L189 170H188V169H185ZM189 167L191 168V170H190ZM216 167H217V166H216ZM183 168H184V169H183ZM209 168H210V169H209ZM221 168H222V167H221ZM144 169H145V168H144ZM179 169H181V170H179ZM198 169H199V168H198ZM222 169H223V168H222ZM185 170H186V172H185ZM187 170H188V174H187ZM200 170H199V171H200ZM215 170H216V169H215ZM164 171H165V170H164ZM169 171H170V170L167 171L168 174H170ZM180 171H181L182 173L185 172V174H184V173L182 174ZM218 171H219V170H218ZM218 171H217V172H218ZM220 171H221V170H220ZM226 171H225V172H226ZM212 172H213V171L211 170L210 173H212ZM221 172H222V171H221ZM221 172H220V173H221ZM225 172H222V173H221V176H222L223 173H225ZM163 173H164V172H163ZM178 173H180V174H178ZM210 173H209V174H205V173H203V174H205V176L207 175V176L209 177V178H208V177H204V178H207V179H209L210 182H212V181H214V178H213V177H217V173L215 174L216 176H215V175H212V174H210ZM220 173H219V174H220ZM164 174H165V173H164ZM166 174H167V173H166ZM176 174H177V175H176ZM226 174H227V173H226ZM226 174L223 175L222 177H219V178H220V181H222L221 183H222L223 185H226V184H224L223 182L225 181V178H226V179L228 178V177H227L228 174H227V176H226ZM181 175H183V176H185V177H181ZM198 175H199V174H198ZM211 175H212L213 177H212ZM171 176H172V175H171ZM179 176L182 178V180H181V179H178ZM218 176H219V175H218ZM225 176H226V177H225ZM229 176H230V174H229ZM169 177H170V176H169ZM173 177H172V178H173ZM159 178H160V177H159ZM174 178H173V179H174ZM183 178H184V179H183ZM191 178L193 179V177H191ZM202 178H203V177H202ZM202 178H201V179H202ZM204 178L202 179V182L204 181V183L199 184L200 186H201V185H203V186L200 187L199 185H196V183H195V185H196V186H195V189H193L194 187L192 186V189H191L192 191H193V190H194V191H197V188L200 187V188L198 189L199 192L196 193L197 195L200 194V191H201V196H202V194L205 195V193H203V192H205V188H206V186H204V185H206L205 182H207V188L209 187V189L212 188V186H213V188H215V186H217V185L215 184V182H212V185H210L211 183H210L209 181L205 180ZM211 178H212V179H211ZM165 179H166V178H165ZM173 179H172V180H173ZM215 179H216V178H215ZM221 179H222V180H221ZM223 179H224V180H223ZM158 180H159V179H158ZM188 180H189V181H188ZM173 181H174V180H173ZM173 181H172V182H173ZM199 181H201V180L199 179ZM216 181H219V180L216 179ZM227 181H229V178L227 179ZM230 181H231V180H230ZM158 182H159V181H158ZM179 182H178V183H179ZM232 182H233V180H232ZM176 183H177V182H176ZM213 183H214L215 186L213 185ZM216 183H218V182H216ZM226 183H227V182H226ZM159 184H161V183H159ZM170 184H171V183H170ZM172 184H173V183H172ZM222 184H220V187L222 188V191H223V192L225 191L224 194L226 195V191L228 192V190H230V189H229V187H228L227 185H226V186H223ZM150 185H151V184H150ZM174 185H175V184H173V186H174ZM188 185H189V186H188ZM228 185H229V186H230V185L232 186V184H229V183H228ZM158 186H160V185H158ZM173 186L171 185V187H170V186L168 185V190H166V188H167V187H166V188L164 189V191H165V190H166V191H170V188H172ZM176 186H179V185H176ZM197 186H198V187H197ZM164 187H165V186H164ZM196 187H197V188H196ZM223 187H228V188H225V189H224ZM153 188L155 189L156 187H153ZM173 188L176 189L175 187H173ZM207 188H206V189H207ZM213 188H212V189H213ZM221 188H219V191L221 190ZM174 189H171V191H170L171 193L166 192L165 196H166L168 193L170 194V195L168 194V196L165 198L166 200L168 199L167 201L164 199V201H166L167 203H169L170 198H172V197H171V196H172V193L175 194L174 196H175L177 199L179 198L178 201H182V200H180V198L184 200V197H180L182 194L179 195V197L176 196V193H177L178 191H180V190L176 189V190H178V191L174 193V192H172V190H174ZM200 189H201V190H200ZM209 189H208V194H209L210 196H212L213 200H216V199L214 198V196L216 197L215 193L213 192V193H214V195H213L212 192H209V191L212 190V189H210V190H209ZM215 189L217 190V188H215ZM227 189H228V190H227ZM155 190H156V189H155ZM202 190H203V192H202ZM188 191H187V193L184 192L183 195L185 196V194H187V195H188V194H191L192 191H191V192H188ZM194 191H193V192H194ZM213 191H214V190H213ZM180 192L182 193V191H180ZM193 192H192V193H193ZM164 193H165V192H164ZM178 193H179V192H178ZM178 193H177V194H178ZM158 194H159V193H158ZM179 194H180V193H179ZM211 194H212V195H211ZM218 194L220 195V192H219ZM163 195H164V194H163ZM163 195H162V197H163ZM183 195H182V196H183ZM221 195H222V194H221ZM225 195H222V196H223L222 199L227 200L226 203L229 202V203H230V207H226L225 205H222V204L219 203L218 201H217V202H214L215 204L213 203V205H214L215 207H219V208H218V209H219V212H218V213H217V211H216L217 208H215L214 213H213V209L209 210L210 208H208V205L210 206L211 204H209V202L206 204V201H208V200H205V199H204V196H202V200H203L202 204L204 205V202H205V206L207 207V209H204V208H203L204 210H202L201 208L203 207V205L200 204V203H201L200 201H202V200H199L201 196H200V195L198 196V198H197L198 200H196V198L193 197V198L195 199V200H193V199H192V196H194V193H193L191 196L188 197L189 199L185 198V202L183 201L184 203H186L185 206H182V205H184L183 202H181L180 206H179V204H178V202H177L178 206H177L176 208H177V210H178V208H181V206H182L183 211H180V212H182V214H183V213L188 214V213H192V212L195 213V210H196V209H195V208H196L195 206H197V204H198V206L202 205V207H198V206H197V209H198V210H196V211H197L198 214L195 213V215H194V214L192 213V214H190V215H192V216L189 215L188 217H189V220H190V221H191L192 219L194 220V218L197 217V220L200 221L202 225H204V220H203V219H205V218H207L208 220L210 219L209 222H212V223H209V225L211 226V224H212V226H213V227L215 226L216 229H217V223H218V222H216V221H217V220L219 221V231H220L219 235L221 234V235H220L221 237H218V239H217V240H214V242H213L216 251H226L227 254L234 253V252H236V251H255V253H254V252H253V254H251V253L249 254V253H248V255H250V256L252 255V256L254 257L253 260L255 259V260H254L255 262L258 261L256 264H258V263H259V264L264 263V262H262V261H264V229L262 230V231H263V234L260 235L261 241H260L259 246H258L257 248H255V249L252 250V247H251V246H252L254 240L256 239V237L258 236V233L255 232L256 229L254 230V228L252 229V228H249V227L247 226V224H248L247 221H248V218L252 217L253 215L243 212L240 208H239L237 211H236V210H233V209H232V206L235 205L236 203H238V202H237V198H236V197H232V198L229 197V198L225 199ZM227 195L229 196V193H227ZM231 195H232V194H231ZM231 195H230V196H231ZM165 196H164V197H165ZM233 196H234V195H233ZM185 197H187V196H185ZM190 197H191V199H190ZM195 197H196V196H195ZM217 198H218V197H217ZM218 199H219V198H218ZM222 199H221V201H222V203H223L224 200H222ZM228 199H231V200L229 201ZM189 200H190V202H191V201H192V202L190 203ZM204 200H205V201H204ZM195 201H196V202L199 201L200 203H199V202L196 203ZM188 202H189V203H188ZM193 202H194V205H195V203H196V205H195L194 207L192 206V205H193V204H192ZM224 202H225V201H224ZM179 203H180V202H179ZM211 203H212V202H211ZM218 203L221 204L222 207H223L224 209H223L221 206H219ZM172 204H173V203H172ZM190 204H191V205H190ZM223 204H225V203H223ZM261 204H262V207L264 208V199H263V201H262ZM187 205H190V206L187 207ZM216 205H217V206H216ZM227 205H228V203H227ZM168 206H170V204H168ZM174 206H175V205H174ZM191 206H192V207H191ZM183 207H185V211H186L187 213L184 211V208H183ZM189 207L191 208V210H192V209H193V210L195 209V210H194V211H191V210H190V212H188L187 210L190 209ZM206 207H205V208H206ZM211 207H212V206H211ZM186 208H187V209H186ZM199 208L202 210V212H201L200 214H199V212H200ZM220 208H221L222 210H224V211L222 212V210H221ZM225 208H226V209H225ZM182 209H181V210H182ZM179 210H180V209H179ZM179 210L176 211V210L174 209V211L178 212V214H179ZM203 211H204V212H207V213L204 214ZM208 211H210V212H208ZM208 213H209V214H208ZM175 214H177V213L174 212V213H173V216H172V214H170V217L175 218ZM185 214H184V215H185ZM214 214H215V215H214ZM184 215H183V216H184ZM193 215H194V216H193ZM196 215H199V216L201 217V218H199L200 220L198 219V216H196ZM181 216H182L181 213H180V216H179V215H176V219L178 220V219H179L178 217H180V220L182 221V219L184 218V220H187V221H183V224H184V225H185V224L188 225V223L190 222V221L188 220V217H186V216H184V217L182 216V217H181ZM205 216H206V217H205ZM238 216H241L240 220H239ZM185 217H186V218H185ZM209 217H210V218H209ZM253 217H254V219L257 220V218L259 217V214H256V215H254ZM172 218H171V219H172ZM191 218H192V219H191ZM176 219H175V220L173 219L171 222L174 221V223H175ZM211 219H212V220H211ZM213 219H214V220H213ZM216 219H217V220H216ZM168 220H169V217H168ZM195 220H196V219H195ZM169 221H170V220H169ZM169 221H168V223H170ZM257 221H258V220H257ZM176 222H177V221H176ZM178 222H180V221H178ZM178 222H177V223H178ZM184 222H185V223H184ZM187 222H188V223H187ZM193 222L195 223V226H194L192 223H189V225H191V226L193 225V226L195 227V229L198 228L199 232H198V231H197V232H195V231L192 232V231H190V227H189V231H190V233H188V232H189V231L187 232L188 227H187V228H186V227L182 228L183 226L181 227V225L178 226V227H179V228L181 227L182 229H186V232H187L190 236H191V234H192L193 237H192V236H191V237L193 238L194 242L197 241V242L199 243V245H196L197 251H200V250H201V251H208V249L211 248L210 246L214 247L212 241L209 240L210 242H206V243H207V246H205L206 243L202 244L203 242L201 243V242H199V241H201L202 238H203L202 241H203L204 239H207V238H210V237H213V238L215 239V234H213V233H212V230H211L212 228H211V229L206 228V229L208 230L209 234H210V230H211V234L207 236V235L205 234V231H203V233L201 234V232H202V231H201L202 228H200L199 226L197 227V225H196V223H198V222H197V221H196V222L193 221ZM213 222H214V223H213ZM174 223H172V225H174V226L176 227V225H178V224L176 223V225H175ZM181 223H182V222H180V224H181ZM170 224H171V223H170ZM198 224H199V223H198ZM214 224H215V225H214ZM186 225H185V226H186ZM202 225H201V227H202ZM206 225L208 226V224H206ZM245 225H246V226H245ZM168 226H170V225H168ZM207 226H206V227H207ZM244 226H245V227H244ZM170 227H172V226H170ZM170 227H169V228H170ZM169 228H167V232L171 230V228H170V230H168ZM173 228H174V227H172V229H173ZM181 228H180V229H181ZM191 228H192V227H191ZM174 229H175V228H174ZM174 229H173V230H174ZM195 229H194V230H195ZM216 229H215V230H216ZM173 230H171V231H173ZM203 230H204V229H203ZM164 231H165V230H164ZM219 231H218V229H217L216 232L218 233ZM165 232H166V231H165ZM167 232H166V234H167ZM184 232H185V231H184ZM186 232H185V233H186ZM191 232H192V233H191ZM187 233H186V234H187ZM193 233H194V235H193ZM196 233L199 234V235H201V236L197 235ZM168 234H169V235H172V234H170V233H168ZM188 234L186 235V237H187V241H188V242L191 241L190 244L192 245V244H193L192 239L190 240V238H188V237H190V236H188ZM203 234H204V237H203ZM212 234H213V235H212ZM161 235H162V234H161ZM164 236H165V235H164ZM196 236H197L198 238H197ZM206 236H207V237H206ZM150 237H152V236H150ZM200 237H202V238H200ZM199 238H200V239H199ZM166 239H167V238H166ZM188 239H189V240H188ZM211 239H212V238H211ZM151 240H152V239H151ZM188 242H187V245L185 244V246H188V247H189ZM198 243H197V244H198ZM208 244H209V246H208ZM210 244H212V245H210ZM150 245H151V244H150ZM200 245H201V246H200ZM167 246H168V245H167ZM167 246H166V247H167ZM198 246H199V247H198ZM202 246H203V247L205 246V248H203ZM182 247H183V245H182ZM188 247H186L187 249L185 248V252H186V250L189 249ZM206 247H207V248L209 247V248L207 249ZM200 248H201V249H200ZM183 249H184V247H183ZM210 250L215 251V250H213V249H210ZM183 251H184V250H183ZM236 253H237V252H236ZM184 254H185V253H184ZM189 254H190V253H187L186 256H187V255H188V256H191V255H189ZM257 255H261V257H259V256H257ZM184 256H185V255H184ZM188 256H187V261L189 260ZM202 256H204V255H202ZM217 256H218V257H217ZM217 256L212 257V258H215V260H212L211 258L205 256V257H206V258L204 257V259H205V264H208V263H209V262L206 261V259H208V261H209V259H210V262H211V263H209V264H215V263H216V264H217V263L221 264V262H225V261H226L225 258H223V257H219V255H217ZM255 256H256V257H255ZM246 257H247V256H246ZM258 257L260 258V259H259L260 261H259L258 259H256V258H258ZM185 258H186V257H185ZM185 258H184V260H186ZM217 258H219V259H217ZM247 258L249 259V257H247ZM262 258H263V260H261ZM192 259H194V258H191V259L189 260V262H192V264H193V262H194L195 259H194V260H192ZM197 259H198V260H195V263H196V262L198 263V261L200 260V258H198V257H197ZM201 259H202V258H201ZM191 260H192V261H191ZM202 260H203V259H202ZM211 260H212V261H211ZM216 260L219 261V262H217ZM221 260H222V261H221ZM224 260H225V261H224ZM215 261H216V262H215ZM200 262L203 263V261H200ZM200 262H199V264H200ZM206 262H207V263H206ZM214 262H215V263H214ZM249 262H250L249 264H253V263H255V262H253V261H249ZM183 263H184V262H183ZM195 263H194V264H195ZM202 263H201V264H202ZM226 263H227V262H226ZM226 263H225V264H226ZM186 264H190V263H187V262H186ZM222 264H223V263H222ZM227 264H229V262H228Z\"/></svg>",
	"mask_w": 264,
	"mask_h": 264
}]
</instances>
